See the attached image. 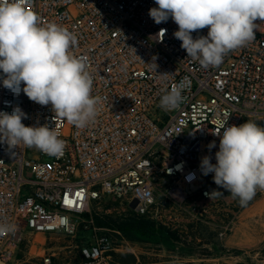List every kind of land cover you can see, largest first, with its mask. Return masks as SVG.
<instances>
[{
  "label": "built area",
  "instance_id": "1",
  "mask_svg": "<svg viewBox=\"0 0 264 264\" xmlns=\"http://www.w3.org/2000/svg\"><path fill=\"white\" fill-rule=\"evenodd\" d=\"M27 7L42 25L54 22L77 35L71 52L87 58L98 114L77 128L51 105L29 100L23 91L13 94L0 79V111L19 106L27 115L25 126L47 125L65 142L55 156L0 144V225L14 226L0 233V264L15 259L27 234L75 236L79 230L84 245L77 264H112L124 240L120 231L95 225L93 204L112 199L135 216L170 228L171 209L212 201L217 197L210 200L205 193L223 190L213 173L205 176L200 169L204 156L216 163L217 122L264 126V21H255L253 41L205 69L187 57L171 18L156 24L149 16L158 7L155 0H27ZM161 29H166L162 42ZM163 73L169 74L166 79ZM181 83L183 103L163 110L162 89ZM212 141L216 147L209 149ZM50 258L42 255L43 264Z\"/></svg>",
  "mask_w": 264,
  "mask_h": 264
},
{
  "label": "clouds",
  "instance_id": "2",
  "mask_svg": "<svg viewBox=\"0 0 264 264\" xmlns=\"http://www.w3.org/2000/svg\"><path fill=\"white\" fill-rule=\"evenodd\" d=\"M155 4L158 7L151 8L149 16L156 24L171 18L178 25L174 37L182 42L181 48L205 69L219 66L231 51L253 41L255 21H264V0H155ZM204 28H208L206 36L193 38V32ZM165 33L166 29H161L157 34L161 42ZM77 45V35L68 28L54 22L42 25L39 16L27 7V0H0L3 86L15 95L23 91L41 106L51 105L59 117L84 128L98 114V98L91 94L93 79L87 58L71 52ZM156 59L154 56L153 61ZM152 64L156 71L157 65ZM183 89L182 83L162 89L159 106L165 111L178 108L185 99ZM26 118L19 106L11 113L0 111V144L9 150L20 145L34 147L53 156L63 152L65 142L56 131L47 125L25 126L22 119ZM227 124L228 120L218 121L212 133L219 137L216 163L204 156L200 169L205 176L213 173L218 188L246 206L258 190L264 191V126L251 120L239 126ZM214 147L212 141L208 148ZM205 195L211 200L223 192L214 189ZM12 230L13 225H0V233Z\"/></svg>",
  "mask_w": 264,
  "mask_h": 264
},
{
  "label": "rangeland",
  "instance_id": "3",
  "mask_svg": "<svg viewBox=\"0 0 264 264\" xmlns=\"http://www.w3.org/2000/svg\"><path fill=\"white\" fill-rule=\"evenodd\" d=\"M222 192L212 201H189L181 210L171 209V227L162 228L174 238L162 237L156 242L129 239L120 230L107 228L120 231L124 240V248L113 255L112 264H264V208L259 207L264 203V191L258 190L246 206L231 193ZM91 214L93 220L137 217L108 198L93 204ZM83 236L80 230L75 236L27 234L8 264H43L42 255L51 257L50 264H77Z\"/></svg>",
  "mask_w": 264,
  "mask_h": 264
},
{
  "label": "trees",
  "instance_id": "4",
  "mask_svg": "<svg viewBox=\"0 0 264 264\" xmlns=\"http://www.w3.org/2000/svg\"><path fill=\"white\" fill-rule=\"evenodd\" d=\"M95 225L100 228H116L129 239L156 242L159 238L173 237L174 234L162 227H157L152 221L145 217L129 216L120 221L110 219L100 220L94 218ZM114 264V263H113Z\"/></svg>",
  "mask_w": 264,
  "mask_h": 264
},
{
  "label": "bare ground",
  "instance_id": "5",
  "mask_svg": "<svg viewBox=\"0 0 264 264\" xmlns=\"http://www.w3.org/2000/svg\"><path fill=\"white\" fill-rule=\"evenodd\" d=\"M259 207H261V208H264V203L263 204H259ZM262 215V214H261Z\"/></svg>",
  "mask_w": 264,
  "mask_h": 264
},
{
  "label": "water",
  "instance_id": "6",
  "mask_svg": "<svg viewBox=\"0 0 264 264\" xmlns=\"http://www.w3.org/2000/svg\"><path fill=\"white\" fill-rule=\"evenodd\" d=\"M133 206V205H132Z\"/></svg>",
  "mask_w": 264,
  "mask_h": 264
}]
</instances>
